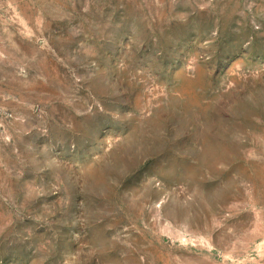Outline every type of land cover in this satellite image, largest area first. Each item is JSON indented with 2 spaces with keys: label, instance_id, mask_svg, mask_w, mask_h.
<instances>
[{
  "label": "rangeland",
  "instance_id": "rangeland-1",
  "mask_svg": "<svg viewBox=\"0 0 264 264\" xmlns=\"http://www.w3.org/2000/svg\"><path fill=\"white\" fill-rule=\"evenodd\" d=\"M0 264H264V0H0Z\"/></svg>",
  "mask_w": 264,
  "mask_h": 264
}]
</instances>
